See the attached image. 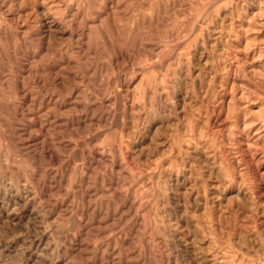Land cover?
Here are the masks:
<instances>
[{
    "label": "clouds",
    "instance_id": "clouds-1",
    "mask_svg": "<svg viewBox=\"0 0 264 264\" xmlns=\"http://www.w3.org/2000/svg\"><path fill=\"white\" fill-rule=\"evenodd\" d=\"M0 264H264V0H0Z\"/></svg>",
    "mask_w": 264,
    "mask_h": 264
}]
</instances>
